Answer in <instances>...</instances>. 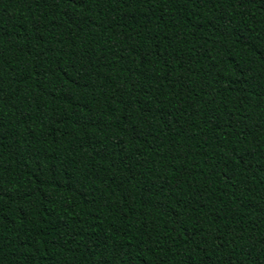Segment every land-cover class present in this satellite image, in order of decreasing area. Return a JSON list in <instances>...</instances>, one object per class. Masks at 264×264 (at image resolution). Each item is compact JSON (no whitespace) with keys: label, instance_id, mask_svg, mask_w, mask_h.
<instances>
[{"label":"trees","instance_id":"16d2710c","mask_svg":"<svg viewBox=\"0 0 264 264\" xmlns=\"http://www.w3.org/2000/svg\"><path fill=\"white\" fill-rule=\"evenodd\" d=\"M0 264H264V0H0Z\"/></svg>","mask_w":264,"mask_h":264}]
</instances>
